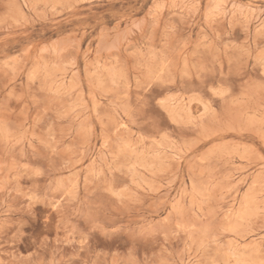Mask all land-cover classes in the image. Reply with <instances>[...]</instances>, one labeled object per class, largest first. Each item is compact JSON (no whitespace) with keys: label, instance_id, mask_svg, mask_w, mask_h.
I'll use <instances>...</instances> for the list:
<instances>
[{"label":"rangeland","instance_id":"1","mask_svg":"<svg viewBox=\"0 0 264 264\" xmlns=\"http://www.w3.org/2000/svg\"><path fill=\"white\" fill-rule=\"evenodd\" d=\"M0 264H264V0H0Z\"/></svg>","mask_w":264,"mask_h":264}]
</instances>
